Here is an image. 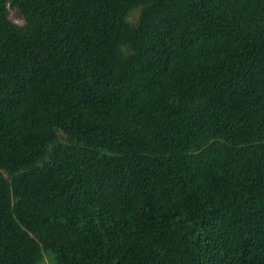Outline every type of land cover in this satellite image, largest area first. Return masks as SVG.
I'll return each instance as SVG.
<instances>
[{
    "label": "trees",
    "instance_id": "16d2710c",
    "mask_svg": "<svg viewBox=\"0 0 264 264\" xmlns=\"http://www.w3.org/2000/svg\"><path fill=\"white\" fill-rule=\"evenodd\" d=\"M45 256L264 264V0H0V264Z\"/></svg>",
    "mask_w": 264,
    "mask_h": 264
},
{
    "label": "rangeland",
    "instance_id": "374dc122",
    "mask_svg": "<svg viewBox=\"0 0 264 264\" xmlns=\"http://www.w3.org/2000/svg\"><path fill=\"white\" fill-rule=\"evenodd\" d=\"M137 15H138V11H134L130 16H129V19L128 21L130 23H134V21L136 20L137 18ZM9 20L14 23V24H17L19 26L23 25L24 24V20L23 18L18 15L17 11L16 10H13V9H9ZM45 264H51L50 262V259L49 257L45 256Z\"/></svg>",
    "mask_w": 264,
    "mask_h": 264
}]
</instances>
